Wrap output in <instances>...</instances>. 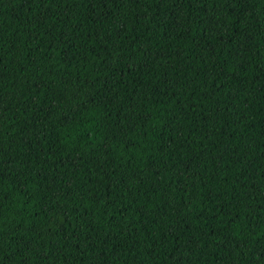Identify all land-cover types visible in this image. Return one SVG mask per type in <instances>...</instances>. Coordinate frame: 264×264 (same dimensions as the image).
I'll return each instance as SVG.
<instances>
[{"label":"trees","instance_id":"trees-1","mask_svg":"<svg viewBox=\"0 0 264 264\" xmlns=\"http://www.w3.org/2000/svg\"><path fill=\"white\" fill-rule=\"evenodd\" d=\"M0 264H264V0H0Z\"/></svg>","mask_w":264,"mask_h":264}]
</instances>
